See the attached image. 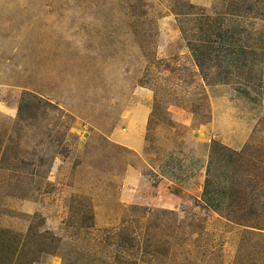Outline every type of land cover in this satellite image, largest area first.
I'll return each instance as SVG.
<instances>
[{"label":"rangeland","instance_id":"374dc122","mask_svg":"<svg viewBox=\"0 0 264 264\" xmlns=\"http://www.w3.org/2000/svg\"><path fill=\"white\" fill-rule=\"evenodd\" d=\"M0 264H264V0H0Z\"/></svg>","mask_w":264,"mask_h":264},{"label":"crops","instance_id":"0c3cea01","mask_svg":"<svg viewBox=\"0 0 264 264\" xmlns=\"http://www.w3.org/2000/svg\"><path fill=\"white\" fill-rule=\"evenodd\" d=\"M145 112H147V111L145 110ZM132 138H134V140H135L134 145L129 144V143H125V144L131 146V148H133L134 151H138V150L142 149L143 148V140H141V138L138 137L137 133H132ZM177 158H178V156H177ZM162 177H165L168 180V182L171 183V185L173 184L174 186H177V184L180 185L181 183H183V181L180 180L182 178V176L175 175L173 173L171 175H168V176L163 175ZM203 197H205V194L202 195V198Z\"/></svg>","mask_w":264,"mask_h":264},{"label":"trees","instance_id":"16d2710c","mask_svg":"<svg viewBox=\"0 0 264 264\" xmlns=\"http://www.w3.org/2000/svg\"><path fill=\"white\" fill-rule=\"evenodd\" d=\"M180 31H181V34H182L183 38L186 39V37H185L184 32L182 31V29H181ZM187 40H188V39H187ZM187 44H188V45H187L188 48L191 49V48H190V44H191V42L188 41ZM192 51H193V50H192ZM193 53H194V58L197 59L196 53H195L194 51H193ZM219 147H221L223 150H228L225 146H221V145H220ZM203 200L205 201V197H203ZM207 205H208V204H207ZM208 206H209V205H208ZM209 207H210L213 211H216V208H214V206H209Z\"/></svg>","mask_w":264,"mask_h":264}]
</instances>
